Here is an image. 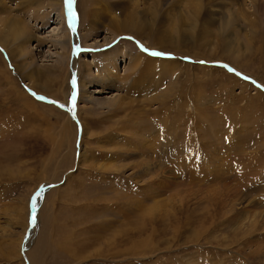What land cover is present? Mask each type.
I'll list each match as a JSON object with an SVG mask.
<instances>
[{"label":"rangeland","instance_id":"374dc122","mask_svg":"<svg viewBox=\"0 0 264 264\" xmlns=\"http://www.w3.org/2000/svg\"><path fill=\"white\" fill-rule=\"evenodd\" d=\"M47 1L28 0L21 10L32 36L23 43L25 57L17 54V61L28 69L15 73L0 49L8 67L0 66V132L6 130L0 134V264H264V0H235L232 11L225 8L230 0H200L203 8L194 26L185 21L182 8L172 9L174 0L159 6L156 18L145 0H74V26ZM3 3L15 6L10 0ZM79 5L83 11L77 12ZM43 13L49 14L48 21L42 20ZM129 13L145 20L152 36L160 32L180 37L186 47L196 44L203 60L150 48L148 36H118L99 49L113 38L109 24ZM93 21L96 32L84 42L81 37ZM70 30L77 36L75 46ZM224 41L236 46L234 61L243 70L227 64ZM124 43L147 58L179 65L163 73L162 66L131 72L117 57L119 79L113 87L91 101L75 96L70 111L77 67L71 82L63 75L60 84L58 56L67 57L70 71L73 60L91 66V91L103 87L94 82L104 55L126 53ZM10 45L18 52V44ZM31 73L33 92L24 78ZM126 73H132L129 87L119 89ZM16 90L29 95L49 120L32 118L21 108ZM65 117L75 127V143L71 137L62 141ZM80 121L87 124L85 135ZM165 122L186 133V140L183 133L179 140L188 153L180 156L177 146L175 151L163 146ZM150 143L155 145L150 148ZM206 144L217 150L213 165L207 163L211 149ZM154 147L179 158L163 153V160L157 159L162 165L154 170ZM146 164L151 170L141 173ZM116 230L119 245L109 246L105 234ZM114 250H119L116 257Z\"/></svg>","mask_w":264,"mask_h":264},{"label":"bare ground","instance_id":"6f19581e","mask_svg":"<svg viewBox=\"0 0 264 264\" xmlns=\"http://www.w3.org/2000/svg\"><path fill=\"white\" fill-rule=\"evenodd\" d=\"M11 2H13V4L15 5L13 8L10 7V6H7L5 5L4 6V0H0V11L3 12L5 14L4 17H1L0 18V49H1V54L2 56H4L6 58V60H8L11 64V68H13V70L15 71V73L17 72L18 74H21L22 70L23 72L25 70H27L28 68V65L25 64V63H22V62H18L17 59L20 58V57H23L25 54L23 53L24 51V44L25 42H27L29 40V36L27 34V31H28V25L25 21V19L23 18V13H21V10H23L22 12H24V9H26V7L28 6V0H10ZM36 1V0H35ZM62 1L63 0H49L47 2H49L51 6H55L59 9V13H60V17L63 19H67V21L69 23H73L71 22V20L69 19V15H68V9H67V6H64L62 8ZM152 2V4L150 5L149 2ZM145 0L146 2V5L148 6V8L152 11V15L154 18H156L158 16V7L161 6L162 7V4L165 3V2H169L170 0ZM176 1V3H172V6L174 8L172 9H178V8H182L181 10L184 12V19L185 21H189V25H192L194 26L196 21H197V18L198 16H200V11H202V8H203V5L201 4L200 0H193V1H188V0H174ZM235 0H230L229 2H226L227 4H225V8H227V10H233L235 9V7L237 6L236 2H233ZM46 2V3H47ZM148 2V3H147ZM255 2V1H254ZM10 3V2H9ZM41 3V2H40ZM254 4V3H253ZM37 5V6H36ZM36 8L38 7V3L36 4ZM40 6V5H39ZM74 7V6H73ZM81 5H79V8L77 7V12L79 11H83V9L81 10ZM29 8V7H28ZM53 8V7H52ZM14 9H16L18 12H16ZM43 9V7H42ZM105 9V8H104ZM38 10V9H37ZM45 10V9H44ZM65 10V12H64ZM171 10V9H170ZM238 10V9H237ZM53 11H55L53 9ZM173 11V10H171ZM179 11V10H178ZM177 11V12H178ZM28 12V11H27ZM50 12V11H49ZM52 12V11H51ZM58 12V11H57ZM75 12V11H74ZM92 12V11H91ZM186 12V13H185ZM32 13H35V8L33 9V12ZM94 14H96V12H93ZM100 15L103 12V10H101V12L99 11ZM27 14V13H25ZM105 14V13H104ZM130 15H122V19L121 20H113V22H111L109 24V27L111 30V34L113 35V38L112 40L109 42V41H105L103 44H101V46L99 47L102 48L103 46H107L109 45L110 43H112L117 37L119 36H122V35H125V36H130V37H133V39H136L138 40L137 38H143L145 36H148L151 40L146 42L147 46L150 47V48H153V49H157L158 51L161 50V51H164V52H168L170 51V53L174 55H180V56H186V57H190L191 59L194 58L195 60L199 61V60H203L202 59V56L199 55V51L196 52L195 50L196 49V44L191 45L190 47H186V43L183 39H180L179 38H173L172 36H170V38H167L166 35L162 34V33H158L155 34L152 36L153 34V30H151V28H148L146 25L147 22L143 19H139V18H135L134 14L133 13H129ZM227 15H229L228 12H226ZM48 13L47 15L45 13L42 14L41 18L42 20H46L47 17H48ZM177 15V14H176ZM32 16L35 18V16L32 14ZM31 16V17H32ZM239 16V15H238ZM207 18V16H206ZM27 19V18H26ZM78 19V18H77ZM76 19V20H77ZM247 18L244 17V20H245V23H247ZM36 20V18H35ZM82 20V19H81ZM48 21V20H46ZM66 21V20H65ZM209 20H205V22H207ZM43 23V22H42ZM205 24V23H204ZM208 24V23H207ZM248 24V23H247ZM95 24H94V21L92 22V24L90 26L87 27V30L84 32V34L82 35L81 37V40L83 39L84 42L86 41L88 35H90V33H94L96 31L95 30ZM191 27V26H190ZM71 29V28H70ZM66 30V29H65ZM67 32V42L70 43V34H69V31L68 29L66 30ZM70 33L73 34V31L71 32L70 30ZM57 36H58V32L55 33ZM60 34V33H59ZM75 34V33H74ZM73 34V42H74V46L76 45L77 42H75V40L77 38H75L74 40V36ZM32 36V35H31ZM30 36V37H31ZM56 37V36H55ZM77 37V36H76ZM146 38V37H145ZM155 38V39H154ZM80 39V38H79ZM188 39H192V38H189ZM187 39V40H188ZM8 40V42H7ZM10 41L13 43V44H18L17 48H18V52H16L15 50H13V47L10 45ZM225 45L222 46V49H223V52L226 53V57L225 59L227 60V64H231L235 70H243V67L239 64H237L236 61H234L235 59L234 58H237V51H235L234 48H236V46L234 45H231L232 43H227L226 41H224ZM80 43V42H79ZM126 48V53L124 51V53H121L120 51H117L116 53H113L111 52L110 55H104V60H103V67L101 68V73L98 72L97 75L95 76H98L96 77V81L94 82V84H98L100 81H101V85L100 86H103L102 88H97V89H94V90H87V86L88 85H91L93 84L91 82V66L88 65L87 63H84L82 61V63L79 61H74L73 60V64H72V69L70 71V65L69 63H67V57H63L62 55H59V61H58V64L57 66L59 67L60 69V76L58 78V82L60 81V84H62V78H63V75H65V78L69 80L70 78V82H71V73H72V70L73 68H75V66L77 67V73L72 77V80L74 79L75 77V81L77 83V90L75 89L76 93H75V96H77V100H86V101H91L92 100V97L93 95L95 94H99L101 93L102 91L104 90H108L109 87H113L112 84L114 83L115 79H119L118 78V69H117V64H116V58L118 57L120 59V61H123L125 65H127L128 67V71H134L139 67V66H148V67H160L162 66L165 67L164 68V71L163 70H160V73H163V72H166L167 71V67L170 68V67H173L174 66H177L179 65V63H177L176 61H173V60H167V61H161V60H154L152 58H147L145 56H143L141 53L132 50L131 47H130V44L128 43H124ZM70 45V44H69ZM86 45V44H85ZM119 45H121L119 43ZM183 45H185V47H182ZM65 47V46H64ZM63 47V48H64ZM77 47V46H76ZM85 47V46H84ZM89 47V46H88ZM16 48V49H17ZM69 51V50H68ZM70 52V51H69ZM17 54H20L17 58ZM22 55V56H21ZM69 55V54H68ZM1 55H0V66H4V68L7 70V65L5 64V58H3ZM236 56V57H235ZM25 57V56H24ZM71 57V55H70ZM69 57V58H70ZM72 58V57H71ZM81 58V57H80ZM79 58V59H80ZM23 59V58H22ZM74 59V58H73ZM82 60V59H81ZM80 60V61H81ZM72 61V60H71ZM70 61V62H71ZM219 61H223L222 59H220ZM226 62V61H225ZM25 66H26V69H25ZM99 68V65L97 67V69ZM211 69V68H210ZM233 69V68H232ZM1 70V68H0ZM57 71H55L56 73L59 72L58 69H56ZM141 70V69H140ZM173 70V69H172ZM98 71V70H97ZM222 71V73H224V75L226 76L227 74L223 71V70H220ZM22 72V74H23ZM2 71H0V75H1ZM14 73V74H15ZM140 73V72H139ZM131 74L132 73H126V75H123L122 77H120V81H119V89H125L126 90V84H128L127 82H129L128 80L130 79L131 77ZM32 73L30 75H28L27 77H24L27 81H28V86L27 89L28 91H32L34 90L35 91V86L33 85L32 83ZM26 76V75H25ZM31 76V77H29ZM23 77V75H22ZM133 78V77H132ZM57 79V78H55ZM56 81V80H55ZM56 81V82H57ZM136 81V80H135ZM6 82V81H5ZM137 82V81H136ZM10 85H11V82H9ZM107 83V84H106ZM58 84V83H57ZM129 87V86H128ZM127 87V88H128ZM61 88V87H60ZM15 91V90H14ZM129 91V90H128ZM17 94L19 93L20 95V99L21 101H23V103H21V108H26V110L28 111H31L33 113V117L32 118H37V117H40V118H43L44 120H49V119H46V116L45 114L43 113H40L39 110H37V107L35 105V102L30 98L29 95L27 94H24L22 93L23 91H19V90H16ZM33 92V91H32ZM40 92V91H39ZM54 97V96H52ZM64 97V96H63ZM16 98V97H15ZM117 100V99H116ZM114 100V102L116 101ZM113 102V103H114ZM1 108L3 109V107L0 105V110ZM5 108V107H4ZM20 108V107H19ZM2 111V110H1ZM0 111V112H1ZM3 112V111H2ZM19 112V111H18ZM50 112V110H49ZM3 114V113H2ZM1 115V114H0ZM55 116V115H54ZM60 115H56L55 119L57 120V117H59ZM4 117V115L1 116V118ZM20 118H25V116L23 114H21V117ZM85 121V120H84ZM20 122V121H19ZM62 122L64 125H66V128L65 130L62 132V136H63V140L62 141H65L67 140V138L71 137V142L75 143V138H76V132H75V127L73 125V123L71 121H69V118L68 117H65L64 119L62 118ZM81 122V121H80ZM79 122V123H80ZM21 123V122H20ZM20 123H17V126L20 124ZM181 123V122H180ZM1 125V124H0ZM63 125V126H64ZM186 125V123L184 124ZM179 125L175 126V124H167V122L164 123V129L165 131L163 130L161 136H162V143H163V146H166L170 149H174L175 146H177V148L175 149L176 152L179 151V155H185L186 153H188V150L186 147H184L182 145V142L181 140H179L180 136L182 133H183V138L185 139V134L183 131H178L177 130V127ZM187 126V125H186ZM146 127V126H145ZM151 127V126H150ZM149 127V128H150ZM81 128H82V134L85 135L87 133V124L86 122H81ZM168 128V129H167ZM184 129V128H183ZM1 130V129H0ZM5 129L2 128V133L0 132V134L2 135L3 133H5L4 131ZM182 130V129H180ZM212 129L209 127L208 128V131L210 132ZM220 130V129H219ZM218 130V131H219ZM221 132L224 131V130H220ZM155 132V131H154ZM158 132V131H157ZM220 132V133H221ZM204 133V132H203ZM141 134V133H140ZM219 133L217 132H212L211 133V136H215L217 137ZM206 135V134H205ZM210 136V137H211ZM219 137V136H218ZM147 138V137H146ZM156 138V137H155ZM141 140V139H140ZM186 140V139H185ZM148 141V140H147ZM156 140H154V143H155ZM70 142V144H71ZM216 142V141H215ZM194 144V143H193ZM215 144V143H214ZM153 146L155 144H152ZM151 143H150V148H151ZM157 145V144H156ZM209 144H206L205 146V149L207 151H209L212 146H208ZM211 145V144H210ZM145 146V145H144ZM149 146V145H148ZM158 146V145H157ZM214 147V146H213ZM157 147H154V149H156ZM163 148V147H162ZM161 148V149H162ZM144 149V148H143ZM146 149V148H145ZM149 149V148H148ZM153 149V150H154ZM172 149V150H173ZM223 149V148H222ZM151 150V149H150ZM153 150H151L153 152ZM163 150V149H162ZM173 150V151H175ZM217 150L215 149H211V153L209 152V156H208V162L207 163H213V156L215 152ZM149 152V151H148ZM171 152V151H170ZM168 152L167 150H163V152L159 151V149H156V151L153 152V154L155 155V157H153V159L156 160L155 164H153V168L155 170V165L157 166H160L162 165L161 162L157 159H162L161 158V154L163 153H170ZM176 152H172L173 156H177L176 155ZM178 153V152H177ZM136 154V153H135ZM165 154V155H167ZM171 154V153H170ZM171 154V155H172ZM80 156L82 157L83 154H80ZM141 156V155H140ZM172 156V157H173ZM144 157V156H143ZM149 157V156H148ZM164 157V156H163ZM174 157V158H175ZM178 157V156H177ZM146 158V157H145ZM168 158V157H167ZM179 158V157H178ZM152 159V158H151ZM171 159V158H170ZM205 159V158H204ZM174 160V159H173ZM185 159H183L184 161ZM198 160V159H197ZM200 160V159H199ZM206 160V159H205ZM144 162V161H143ZM163 162H166V164L170 167L171 169H173L172 166H174L171 162H167V161H162ZM182 161L179 162V165H184L181 163ZM205 162V161H204ZM206 163V162H205ZM151 164V163H150ZM150 164H146L145 168H144V171L141 172V173H145L146 171H150L151 168H150ZM145 165V164H144ZM210 165V164H209ZM213 165V164H212ZM137 168V167H136ZM141 170V169H140ZM164 170V169H163ZM138 172V171H137ZM152 174V173H151ZM135 175V174H134ZM154 175V174H153ZM159 175V174H158ZM141 177V176H140ZM172 183V182H171ZM152 188V187H151ZM155 189V188H154ZM115 191V190H114ZM150 197V196H149ZM156 202V201H155ZM163 203V202H162ZM154 204V203H153ZM240 204H244V201ZM144 207V205H143ZM158 205L155 204L153 206L152 209L154 208H157ZM141 208V207H140ZM160 208V207H159ZM105 209V208H104ZM109 210V209H108ZM150 211V210H149ZM154 211V210H153ZM158 211V210H157ZM157 211L155 213H157ZM151 213V212H149ZM148 213V214H149ZM154 213V214H155ZM152 214V213H151ZM151 217V216H150ZM103 221V220H102ZM99 223V222H98ZM99 226V225H97ZM107 226V225H106ZM109 226V225H108ZM101 226L98 227V230ZM104 229V228H103ZM109 229V228H108ZM101 230V229H100ZM105 230V229H104ZM34 229L31 230V232L29 233V237L27 239V242H25V247H28V245L30 244V236H31V233H33ZM106 231V230H105ZM97 232V230H96ZM101 232V231H100ZM108 232V231H107ZM103 233V232H102ZM105 233V232H104ZM111 233V232H110ZM113 235H108V234H105L106 236H108V240H110V243H109V246L115 244L116 242L118 243L119 245V231H115L112 233ZM32 237V236H31ZM101 237V236H100ZM32 240V239H31ZM21 241H19L20 243ZM104 245V244H102ZM108 245V244H107ZM117 245V246H118ZM20 246L21 244L19 245V249H20ZM104 247V246H103ZM119 247V246H118ZM117 247V248H118ZM106 248V247H105ZM97 252V250H95ZM115 251V250H114ZM107 251H104V253H106ZM19 253V251H18ZM95 253V252H94ZM119 253V250H116L115 252L112 253L113 257H116V255ZM97 255V254H96ZM103 253L102 252H99L98 253V257H100L102 259V256ZM119 255V254H118ZM30 259H33V258H30ZM29 259V260H30ZM39 259V258H38ZM99 259V260H101ZM35 260V259H34ZM105 260H101L100 262H104ZM114 261V260H113ZM31 264V262H30Z\"/></svg>","mask_w":264,"mask_h":264},{"label":"snow or ice","instance_id":"6c2138e0","mask_svg":"<svg viewBox=\"0 0 264 264\" xmlns=\"http://www.w3.org/2000/svg\"><path fill=\"white\" fill-rule=\"evenodd\" d=\"M73 4H74V0H66V6L68 9V15H69V19L73 22V26L75 24V20H76V13L73 11ZM74 30V27H73ZM144 51H148L147 49H143ZM152 55H163V53H159V52H152ZM227 67V66H225ZM229 71H235L234 69H228ZM238 74V73H237ZM239 75V74H238ZM244 79H249L248 77H244ZM72 84L75 85V80H72ZM35 95V94H34ZM37 99H44V97H37ZM70 102L72 103V109H70V111H74L75 109V92H73L71 98H70ZM55 103V102H53ZM60 107H64V105H60ZM33 221H35V217H33Z\"/></svg>","mask_w":264,"mask_h":264}]
</instances>
